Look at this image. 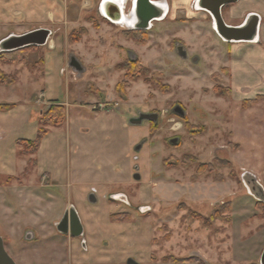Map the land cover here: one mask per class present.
Segmentation results:
<instances>
[{"label": "rangeland", "instance_id": "obj_1", "mask_svg": "<svg viewBox=\"0 0 264 264\" xmlns=\"http://www.w3.org/2000/svg\"><path fill=\"white\" fill-rule=\"evenodd\" d=\"M100 1L40 0L36 16L27 8L24 20L0 23V41L37 29L51 32L43 47L0 57V75L15 81L0 84V105L13 106L0 111L5 251L15 264H260L264 202L248 193L244 181L252 174L264 190V92L235 90L228 45L210 18L193 13V0L180 7L167 0V18L138 32L103 19ZM130 7L126 0L124 13ZM72 59L79 73L68 67ZM52 102L65 107L72 146L103 137L100 116L89 110L114 112L129 129L130 169L96 204L103 207L106 232L112 224L121 229L116 236L59 233L67 201L59 192L46 198L44 182L30 173L31 155H20V137L29 138ZM177 106L184 118L174 114ZM139 114H155L157 121L130 125ZM114 143L118 153L126 150L123 137ZM34 193L38 198L30 200Z\"/></svg>", "mask_w": 264, "mask_h": 264}, {"label": "crops", "instance_id": "obj_2", "mask_svg": "<svg viewBox=\"0 0 264 264\" xmlns=\"http://www.w3.org/2000/svg\"><path fill=\"white\" fill-rule=\"evenodd\" d=\"M171 1L173 7H180V5L186 6L189 2V0ZM191 2L194 6L197 0ZM41 5L40 0H0V23L9 22V18L11 17L14 19L17 17V20H24L27 16V8L33 9L28 13L29 16H36V10L40 9ZM40 10L37 11L39 12ZM193 13L199 14L198 18H210L205 11H197L194 9ZM221 14L225 24L230 27L243 25L249 16L256 15L259 17L257 38L255 41L225 43L228 45V52L231 55L230 62L233 63L232 70L235 79L233 85L235 90L246 95L263 93L264 0H238L236 3L224 7ZM217 37L219 36L217 35ZM89 111L100 116L101 126L99 129L102 130L103 137L95 144L72 146L68 136L70 130L68 128L70 125L68 124L65 111V122L63 126L60 128H50L48 134L42 139L36 154L31 156L35 164L32 165V171L30 173L39 177L41 182H44V193H47L48 196L46 198L50 200L57 198L55 193L59 192L62 198L65 197L67 201L65 203L63 202L61 209L68 204L64 207L63 212L68 207L73 206L79 216L83 229L87 232H92L90 234L95 232V236L98 233L99 238L104 239L106 236H110L111 233H114V236H116L115 233L121 229L115 228V225L112 224L110 230L106 232V217L103 207L98 210L99 208H96V204L105 195H109L110 191L116 188V185L118 186L124 182V173H127L130 169V163L128 162L126 153L131 136L128 133L129 129L125 127L122 119L116 113L111 111ZM28 117V113L21 117L19 122L21 126L20 130L26 127L25 119ZM77 131L80 134L83 130L80 129ZM124 132L127 133L125 137ZM35 136L36 127L33 132L29 133L28 139L21 137L20 139L34 140ZM122 137L125 140L124 149L126 150H123L120 154L118 153L120 152L119 150L115 151L114 142L116 140L120 142ZM110 140L113 142L108 148ZM22 164L21 176L25 173L27 161H23ZM9 174L15 175L12 170L11 172L9 171ZM92 189L96 193H91ZM92 194L97 199L96 204H91L88 201ZM28 198L32 200L38 197L34 193V195L32 194ZM128 232H130L129 229ZM131 237L132 235L130 234L128 238ZM135 238L138 237L135 235ZM114 240L116 239L114 238ZM99 261L96 260V262Z\"/></svg>", "mask_w": 264, "mask_h": 264}, {"label": "water", "instance_id": "obj_3", "mask_svg": "<svg viewBox=\"0 0 264 264\" xmlns=\"http://www.w3.org/2000/svg\"><path fill=\"white\" fill-rule=\"evenodd\" d=\"M238 0H197L194 9L197 11H205L211 18V25L215 33L220 39L226 43L248 41L253 42L257 38V30L259 25V17L256 15L249 16L246 22L239 27H230L225 24L222 18V9L229 4L236 3ZM126 0H102L99 4V15L108 22L119 26L121 23H126L124 18ZM168 14V6L166 1L162 3H153L150 0H131V7L126 16L131 19L124 26L129 31H148L150 23L163 20ZM121 26V25H120ZM51 32L47 29H37L21 35H8L0 41V54L12 53L18 50L31 47H43ZM177 54L180 58L185 59L186 53L182 47L177 48ZM73 72L79 73L82 69L80 65L72 59L68 65ZM174 114L180 118H184L185 113L180 107L174 108ZM144 121L156 122L157 115L155 114H139L137 118H132L128 122L132 126H138ZM175 142L174 140L172 141ZM140 146L135 147V152L140 150ZM133 179L138 181L140 176L135 173ZM244 181V180H243ZM244 185L248 193L257 201L264 202V190L257 182L256 178L249 173L245 175ZM121 198V197H120ZM122 202H127V198L122 196L119 199ZM89 203L96 204L97 199L92 194L89 197ZM69 224L70 231L68 233L65 224V219L62 218L56 225V229L63 235L69 234L73 238L83 236V227L79 216L73 206L69 208ZM33 238V234L29 232L26 236L27 240ZM0 264H15L13 259L7 254L4 248V242L0 237ZM127 264H134L131 260ZM260 264H264V249L260 257Z\"/></svg>", "mask_w": 264, "mask_h": 264}, {"label": "trees", "instance_id": "obj_4", "mask_svg": "<svg viewBox=\"0 0 264 264\" xmlns=\"http://www.w3.org/2000/svg\"><path fill=\"white\" fill-rule=\"evenodd\" d=\"M27 48V49H22L18 50L16 52L12 53H3L0 54V57L2 56H15L16 54H24V52H27L28 50L32 49ZM23 61V60H21ZM134 65L137 64V62H132ZM136 68L139 67L137 66ZM139 72V71H138ZM137 72V73H138ZM129 74H132L130 72ZM136 74V73H135ZM15 81L13 79L5 77L3 78L0 75V84L1 85H11ZM13 106H8V105H0V111H7L11 109ZM65 122V107L63 105L58 104L57 102H52L50 103V106L47 108L46 112L40 113L37 121H36V136L34 140H21L17 143V145L21 148L20 155L22 156H32L36 154L38 151L42 139L48 134L50 128H60L63 126ZM31 165L35 164V161L32 160Z\"/></svg>", "mask_w": 264, "mask_h": 264}, {"label": "flooded vegetation", "instance_id": "obj_5", "mask_svg": "<svg viewBox=\"0 0 264 264\" xmlns=\"http://www.w3.org/2000/svg\"><path fill=\"white\" fill-rule=\"evenodd\" d=\"M150 1L153 2V3H162L163 1H166V3H167V0H150ZM167 6H168V4H167ZM223 9H224V8H223ZM223 9H222V11H223ZM166 18H167V16H166L163 20H165ZM163 20H161V21H163ZM161 21H154V22H161ZM152 25H153V22L150 23V28H149V30L151 29ZM134 32H138V31H134ZM62 218L65 219V224H66V227H67V231H68V233H69V231H70V224H69V222H70V221H69V207H68L67 209L64 210ZM62 218H61V219H62ZM61 219H60V220H61ZM67 235H69V234H67Z\"/></svg>", "mask_w": 264, "mask_h": 264}, {"label": "bare ground", "instance_id": "obj_6", "mask_svg": "<svg viewBox=\"0 0 264 264\" xmlns=\"http://www.w3.org/2000/svg\"><path fill=\"white\" fill-rule=\"evenodd\" d=\"M125 4H126V2H125ZM124 7H125V6H124ZM123 15H124V18L127 19V22H126V23H121V24H120L121 26L119 25L120 27H124V26L128 23V21H130V19H131L129 16H126V15H127L126 13H124Z\"/></svg>", "mask_w": 264, "mask_h": 264}, {"label": "built area", "instance_id": "obj_7", "mask_svg": "<svg viewBox=\"0 0 264 264\" xmlns=\"http://www.w3.org/2000/svg\"><path fill=\"white\" fill-rule=\"evenodd\" d=\"M91 193H95V190H94V189H92V190H91Z\"/></svg>", "mask_w": 264, "mask_h": 264}]
</instances>
